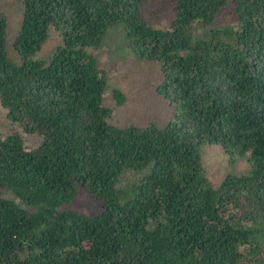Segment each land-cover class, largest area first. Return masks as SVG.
I'll return each instance as SVG.
<instances>
[{
	"label": "trees",
	"instance_id": "1",
	"mask_svg": "<svg viewBox=\"0 0 264 264\" xmlns=\"http://www.w3.org/2000/svg\"><path fill=\"white\" fill-rule=\"evenodd\" d=\"M16 1L19 61L0 10V264H264V0H172L169 29L145 20V0ZM116 26L160 65L175 108L163 124L109 120L92 50ZM205 145L246 164L212 182ZM78 186L98 214L68 207Z\"/></svg>",
	"mask_w": 264,
	"mask_h": 264
},
{
	"label": "rangeland",
	"instance_id": "2",
	"mask_svg": "<svg viewBox=\"0 0 264 264\" xmlns=\"http://www.w3.org/2000/svg\"><path fill=\"white\" fill-rule=\"evenodd\" d=\"M172 0H145L141 6V12L145 20L153 27L169 29L173 21L175 11ZM0 10L7 15L9 28V54L12 59L19 61V57L13 51L12 38L17 33L22 18V6L16 0H0ZM223 22H231L232 15L229 8H225L219 14ZM7 35V33H6ZM50 41L42 48L41 56H46V51L59 44L61 37L52 32ZM123 31L120 26L108 30L100 48L92 50L102 67L109 74L110 89L104 105H112L113 111L110 122L119 126L145 125L156 121L165 123L173 118L175 108L169 104L157 92V84L161 79L160 65L157 61L139 60L131 53L130 49L123 45ZM112 88L120 89L125 100L121 105H116L112 96ZM6 118V110L0 105V133L9 131L11 123ZM31 142V139L27 140ZM202 157L205 165L209 167V176L212 182H218L227 171L242 169L246 161L238 160L234 165H229L227 156L214 146H203ZM233 169V170H231ZM103 203L93 198L88 191L78 186L75 198L68 207L86 215H96L101 210Z\"/></svg>",
	"mask_w": 264,
	"mask_h": 264
}]
</instances>
